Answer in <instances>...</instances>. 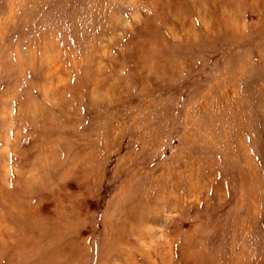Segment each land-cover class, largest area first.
Masks as SVG:
<instances>
[{"label":"rangeland","instance_id":"1","mask_svg":"<svg viewBox=\"0 0 264 264\" xmlns=\"http://www.w3.org/2000/svg\"><path fill=\"white\" fill-rule=\"evenodd\" d=\"M0 264H264V0H0Z\"/></svg>","mask_w":264,"mask_h":264}]
</instances>
